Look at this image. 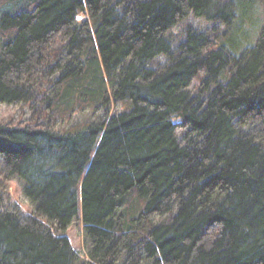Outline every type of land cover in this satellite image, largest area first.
I'll return each mask as SVG.
<instances>
[{
  "label": "trees",
  "instance_id": "obj_1",
  "mask_svg": "<svg viewBox=\"0 0 264 264\" xmlns=\"http://www.w3.org/2000/svg\"><path fill=\"white\" fill-rule=\"evenodd\" d=\"M260 5L0 0V264H264Z\"/></svg>",
  "mask_w": 264,
  "mask_h": 264
},
{
  "label": "rangeland",
  "instance_id": "obj_2",
  "mask_svg": "<svg viewBox=\"0 0 264 264\" xmlns=\"http://www.w3.org/2000/svg\"><path fill=\"white\" fill-rule=\"evenodd\" d=\"M257 9L258 11L256 13H258V15L255 13L254 17L252 18V21L255 22L258 19V23L262 24L264 20V9L261 5L260 8L257 7ZM255 28L257 29V26ZM257 35L258 30L253 31L251 43L256 40ZM21 112L22 110L17 109L15 107H5L0 112V115L1 117L10 120L13 119V117H20L23 113ZM9 194L11 196V202L18 204L21 209L27 213L31 211L32 208L28 201L24 198L22 186L18 181L13 180L12 182H9ZM66 233L73 248L79 251L80 254H84L83 256H85L84 231L82 221L80 219H76L75 222L72 223V225L69 227Z\"/></svg>",
  "mask_w": 264,
  "mask_h": 264
}]
</instances>
